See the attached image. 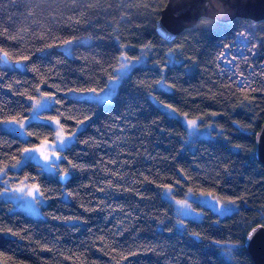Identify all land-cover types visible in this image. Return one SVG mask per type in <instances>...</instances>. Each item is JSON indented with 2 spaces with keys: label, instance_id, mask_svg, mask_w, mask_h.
<instances>
[{
  "label": "trees",
  "instance_id": "trees-1",
  "mask_svg": "<svg viewBox=\"0 0 264 264\" xmlns=\"http://www.w3.org/2000/svg\"><path fill=\"white\" fill-rule=\"evenodd\" d=\"M166 2L0 0V125L28 116L39 88L56 96L42 116L65 133L82 125L62 151L63 175L32 161L7 170L47 202L32 218L0 201V264H253L243 241L264 227V167L252 140L264 121V20L202 18L166 42L155 32ZM68 42L70 55L61 49ZM121 45L131 58L145 50L146 63L111 101L63 95L103 89ZM160 80L171 90H158ZM150 96L188 118L215 116L222 134L186 144L184 126ZM24 130L22 139L0 126V170L54 134L40 121ZM165 186L178 198L199 192L237 208L219 216L200 207L201 219L179 230ZM230 246V257L219 253Z\"/></svg>",
  "mask_w": 264,
  "mask_h": 264
},
{
  "label": "rangeland",
  "instance_id": "rangeland-1",
  "mask_svg": "<svg viewBox=\"0 0 264 264\" xmlns=\"http://www.w3.org/2000/svg\"><path fill=\"white\" fill-rule=\"evenodd\" d=\"M71 45L72 42H68L62 46L61 49L65 51L66 54L69 53L70 55ZM126 48V45L120 46L118 64L114 70L113 76L108 79L106 86L103 89L95 91V93L92 91H82L81 93L79 91H67L63 95L68 98L71 97L97 102L94 97L98 95L101 100H103V97L108 93L109 88L114 84L116 87L110 99L103 102L111 101L114 93L117 91L118 85L127 76L130 70L135 66L144 65L146 63L145 50L141 49L137 58H131L126 54ZM122 64L127 65L130 70L127 71L126 75L120 76L119 73L122 71ZM156 87L158 90H171V87L163 80H160ZM150 99L154 104L156 103V105L164 113H167L168 116L176 118L181 122L186 130V144L197 139H213L219 136L220 133L222 134V129L219 128L213 121L215 116H213L212 120L209 121H204L200 118H188L184 114L176 112V110L172 107L159 103L153 96H150ZM55 101V94L46 92L39 88L36 91V95L29 100L30 111L28 116L20 120L18 119V121L3 122L0 125L3 129L9 130V132L22 139L26 138V131L24 129L30 122H44L49 124L53 129L54 134L52 140L42 141L37 146L32 148H25L37 149V151L31 153V155L35 157L34 159H26L25 157L28 154H26L24 152L25 149H23L19 160L8 168H4L3 174H0V201L10 202L13 210L21 211L32 218L42 217L41 208L46 204V199L38 193L39 190H37L38 187L35 184L28 183L26 180H14L11 175L9 176L7 174V170L18 171L26 162L32 161L37 163L41 167L42 171L49 175H63L58 168L60 161L63 160L62 151L72 142L74 139L73 137H75V134L79 131V129H81L82 125L78 126L76 130L71 133H65L57 118H46L42 116V112L50 109ZM189 121H195L196 123L194 126H190ZM21 124H23L24 127H21ZM46 145L47 147H45ZM42 153L43 155L49 156L48 161L44 160ZM174 192L175 190L172 186H165L161 189L163 199L171 204L174 209V213L178 218L177 227L179 230L183 229V222L185 220L201 219L202 210L200 207H207L213 212H216L219 216L231 213L237 208V205L234 202L222 200L210 194L188 191L183 197L178 198L175 197ZM217 246L221 247L222 244H218ZM232 250L233 247L230 246L223 248L219 251V253L228 258L231 256Z\"/></svg>",
  "mask_w": 264,
  "mask_h": 264
},
{
  "label": "water",
  "instance_id": "water-1",
  "mask_svg": "<svg viewBox=\"0 0 264 264\" xmlns=\"http://www.w3.org/2000/svg\"><path fill=\"white\" fill-rule=\"evenodd\" d=\"M202 18L225 24L235 19L257 23L264 20V0H167L155 22V32L162 40L172 42L184 30L194 28ZM0 59L7 63L3 54ZM252 140L254 158L264 167V121ZM66 179L67 176H62L59 181L64 183ZM243 246L253 264H264V227L251 228Z\"/></svg>",
  "mask_w": 264,
  "mask_h": 264
},
{
  "label": "snow or ice",
  "instance_id": "snow-or-ice-1",
  "mask_svg": "<svg viewBox=\"0 0 264 264\" xmlns=\"http://www.w3.org/2000/svg\"><path fill=\"white\" fill-rule=\"evenodd\" d=\"M161 35H164V33L162 32L161 33ZM7 56V53H5V57ZM121 69H122V71H121V73H119V75L120 76H123V75H126L127 74V71H129L130 69L128 68V66L127 65H121ZM115 85L113 84L110 88H109V91H108V93L103 97V100H101V98L97 95V96H95L94 98L96 99V101L99 103V102H103V101H107L108 99H110V97H111V95L113 94V92H114V90H115ZM90 91H92L93 93H95V90L94 89H92V90H90ZM58 123V122H57ZM195 121H189V125L190 126H194L195 125ZM21 127H24V125L23 124H21ZM45 147H47V145L45 146ZM34 151H37V149H25L24 150V152L26 153V154H28L25 158L26 159H34L35 157L34 156H32L31 155V153H33ZM42 155H43V153H42ZM43 158H44V160L45 161H48L49 160V156L48 155H43ZM0 174H3V170H0ZM17 190H19V189H17ZM38 190V189H37ZM31 194V193H30ZM179 203V202H178ZM249 238H251V234H250V237Z\"/></svg>",
  "mask_w": 264,
  "mask_h": 264
}]
</instances>
